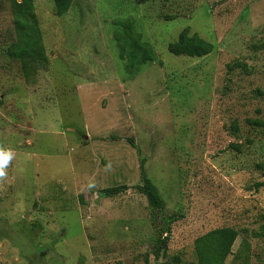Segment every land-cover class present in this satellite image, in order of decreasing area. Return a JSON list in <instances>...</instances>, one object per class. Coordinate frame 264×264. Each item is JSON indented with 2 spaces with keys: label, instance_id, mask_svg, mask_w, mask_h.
<instances>
[{
  "label": "rangeland",
  "instance_id": "1",
  "mask_svg": "<svg viewBox=\"0 0 264 264\" xmlns=\"http://www.w3.org/2000/svg\"><path fill=\"white\" fill-rule=\"evenodd\" d=\"M33 5L47 64L25 80L0 0V149L14 153L0 264H198L196 239L222 227L238 232L223 264H264V0H73L61 16L53 0ZM126 18L156 56L134 73L112 39ZM185 27L212 52L170 53ZM142 160L159 213L135 188Z\"/></svg>",
  "mask_w": 264,
  "mask_h": 264
},
{
  "label": "trees",
  "instance_id": "2",
  "mask_svg": "<svg viewBox=\"0 0 264 264\" xmlns=\"http://www.w3.org/2000/svg\"><path fill=\"white\" fill-rule=\"evenodd\" d=\"M8 2L12 17V38L6 47L9 58L20 63L22 75L25 80H30L38 70L46 68L47 57L42 42L41 31L34 11L33 0H4ZM73 0H53L54 13L57 16L65 14L70 8ZM150 0H136L144 3ZM169 1V0H161ZM114 30L112 39L118 49V57L124 63L128 73L137 72L142 65L155 60V52L152 45L142 39L141 33L135 28L132 18L113 21ZM167 49L174 55L188 57H202L213 50L211 42L200 37L196 33H190L189 28L182 29L177 39L168 43ZM259 124L258 121H250ZM234 130H237L234 127ZM144 160L140 164V184L135 185L137 191L145 196L148 206L155 212L163 210L161 199L156 186L147 176L144 169ZM264 187V181L256 184ZM126 189L125 185L106 187L100 190L104 197L119 194ZM179 218L177 213L160 217L161 225L156 228L158 237L153 249L154 257L157 259L167 249V237H162L169 231V227ZM6 233V232H5ZM238 235L232 227H222L210 230L196 239V254L198 264H223L226 256L230 254L231 247ZM172 263H179L180 259L174 256Z\"/></svg>",
  "mask_w": 264,
  "mask_h": 264
},
{
  "label": "clouds",
  "instance_id": "3",
  "mask_svg": "<svg viewBox=\"0 0 264 264\" xmlns=\"http://www.w3.org/2000/svg\"><path fill=\"white\" fill-rule=\"evenodd\" d=\"M14 153L10 149H0V178L6 175L5 168L8 166L9 161L13 159ZM89 187H92L89 184Z\"/></svg>",
  "mask_w": 264,
  "mask_h": 264
}]
</instances>
